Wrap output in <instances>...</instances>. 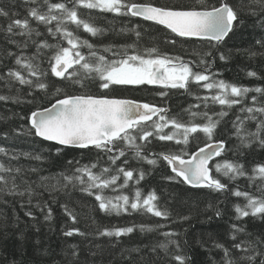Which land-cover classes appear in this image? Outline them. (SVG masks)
<instances>
[{
    "label": "snow or ice",
    "instance_id": "1",
    "mask_svg": "<svg viewBox=\"0 0 264 264\" xmlns=\"http://www.w3.org/2000/svg\"><path fill=\"white\" fill-rule=\"evenodd\" d=\"M24 2L36 6L28 8L27 16L23 19L15 18L18 13L0 7V17L9 20L7 27L0 30L5 32L7 43L17 49L15 52L10 49L3 50L5 57L14 58L15 67L0 73V81H3L9 92L17 84L26 86L27 96L32 99L22 98L20 88H16V95L0 94V102L32 103L35 99L34 93H49L50 88L54 89V102H50L49 107L32 111L28 117H21L28 120V126L25 129V126L21 125L14 131L17 135L27 134L53 142L57 156L64 148H74L95 152V160L88 164H80L79 160H68L67 164L75 163L77 167L71 174H58L63 183L61 179L45 176H40L38 181H29L21 175L22 168L13 166L11 161L18 160L21 155L37 161L43 157L39 154L33 156L28 152L16 153L0 146V156L8 159V163L0 161V198L26 196L27 200L20 203L21 208L28 206L25 216L35 220L36 216L31 209L35 208L41 212L46 209L44 219L48 221L52 218V209L48 202L41 204L40 200H36L33 204V198L42 195L37 189L48 191L51 195L71 186L72 189L79 188L82 193L94 197L96 208L105 215L140 213L169 220L172 214L166 205L160 204V197L155 189L145 195L136 187L131 197L123 194V191L118 195L106 194V190L117 192L128 189L130 182L139 185L148 174L143 168L130 167L128 154L131 152V159L143 161L153 167H159L161 161L166 162L171 174L163 179L169 182L206 189L210 193H230L232 196L242 197L245 201L243 204L233 205L236 221H242L249 216L264 220V164L254 165L252 174L249 175L243 163L215 159L222 157L226 151V142L216 139L218 128L229 112L237 106L238 114L231 122L233 135L244 148L256 145L264 149V99H261L264 97V86L237 85L218 79L220 74L211 71L215 63L213 50L219 51V47L226 43V38H230V34H235V30L244 24L242 14L259 16L256 23L264 30V0H248L247 5L243 0H216V3L212 4L207 0H192L187 5H161L154 4L151 0ZM80 9L98 10L120 17L141 18L154 26H162V43L176 46L178 43L183 45L191 42L193 47L186 49L184 54L162 52L156 43L151 47H141L140 41L144 33L139 24L119 30L121 34L135 35L136 39L130 44L93 43L90 39L82 38L78 34L79 31L82 29L84 33L95 38L103 37L112 29L96 26L90 18L80 14ZM31 20L36 21L37 27L32 26ZM40 25L45 27L55 43L39 39L44 35L39 30ZM204 42H207V46L201 47ZM255 45L264 49V35L255 40ZM30 48H34V51H27ZM245 51L250 58L264 56V51ZM185 55H191L194 59H185ZM219 59L227 61L228 57L219 52ZM247 75L261 78L255 71H248ZM50 76L59 78L63 86L56 87L55 83L49 80ZM145 85L157 86L160 90L156 95L162 100L168 97L171 89H183L189 95H195L191 91L192 85L203 88L209 94L195 95V99L200 103L184 109L189 117L187 120L178 115H169V108L166 106L112 95L118 87ZM91 86H95L101 94L95 95L88 91ZM73 89L76 91H72ZM249 93H255L250 97V101ZM210 104L220 105V111L211 110ZM0 119L4 117L0 116ZM249 123L255 125L254 129L247 127ZM201 134L206 141L204 146L195 152L187 151L190 143L199 140ZM0 136L9 138L7 132L0 133ZM150 138L173 142L172 148L159 152L149 151L148 145L152 142ZM173 148L175 150H172ZM102 160L107 166L101 164ZM29 171L35 173L38 169L30 168ZM241 177H247L261 195L241 191L239 186L229 187V183H235ZM18 178L25 185L23 189L21 183L17 182ZM52 179H56V182L49 184ZM257 180L261 183L256 184ZM0 203L7 204L8 201L0 199ZM61 207L74 224L78 222L77 214H74L67 204H62ZM209 207L214 206L210 204ZM221 215V210L216 207L215 216ZM178 218L182 221L190 219L185 215ZM16 220H19L18 216ZM93 223H96L94 218ZM164 227L166 225L135 223L111 228L98 226L95 235L115 237L119 241V238L132 234L137 229L143 233ZM230 230V239L233 241L231 248L239 255H233L232 250L224 244L214 242L213 247L222 250L223 256L220 261L213 259L212 264H264V236L238 240L240 234H252L247 233L245 227L238 223L231 224ZM159 234L164 240L151 246L150 251L156 253L159 249L176 264H189L192 258L181 254L180 243L173 238L179 233L162 231ZM63 235L86 237L91 233L79 228H70ZM18 238L23 239V233H20ZM170 246H174L175 252L170 251ZM68 248L72 250V259L68 264H73L78 260L79 246L70 244ZM125 251L128 255L124 258L131 259V253H140L141 248L135 247ZM44 254H48L47 250ZM64 255L68 256L69 253L65 251ZM140 259L143 260V257ZM10 264L18 262L13 259ZM53 264L60 262L53 261Z\"/></svg>",
    "mask_w": 264,
    "mask_h": 264
},
{
    "label": "trees",
    "instance_id": "2",
    "mask_svg": "<svg viewBox=\"0 0 264 264\" xmlns=\"http://www.w3.org/2000/svg\"><path fill=\"white\" fill-rule=\"evenodd\" d=\"M52 2H58V0H52ZM138 2H147V0H138ZM151 2L161 5H187L192 0H151ZM207 2L212 4L216 3V0H207ZM243 3L247 5L248 0H243ZM34 6L36 5L26 4L24 0H0V7H5L10 12L19 14L15 18H25L28 8ZM80 14L85 18H90L98 27L112 29L106 32L103 37L95 38L84 33L82 29L79 31L78 34L82 38L90 39L96 44H130L136 39L135 35L133 33L121 34L119 30L122 27L131 28L139 24L141 26L140 30L144 33L140 41L141 47H151L153 43H156L162 52L174 54H184L186 49L193 47L191 42L183 45L178 43L176 46L162 43L160 39L162 35L161 26H154L150 22L134 17H120L112 13H101L98 10L86 9H80ZM241 19L245 22L235 30V34H230V38H226V43L219 47V51L213 50L215 63L212 65L211 71L220 74L217 77L218 79L237 85L248 87L264 86V56L250 58L248 52L245 51V49L258 52L264 51V49H260L255 45V40L264 35V30L256 23L259 16L242 14ZM8 22L7 18L0 17V29H5ZM30 23L33 27H37L36 21L31 20ZM39 30L44 33L39 39H47L49 43L56 42L47 34L43 25L39 26ZM5 35V32L0 30V73L6 72L10 67H15L14 58H7L3 54L5 49L17 51L13 45L7 43ZM16 39L22 38L16 37ZM64 43L66 45V41ZM200 46H207V42ZM27 51H34V48H30ZM84 51L86 52L87 50L84 49ZM219 52H223L228 57L227 61L219 59ZM184 58L194 59L191 55H185ZM45 67H47V64H45ZM200 70L203 71L202 68ZM248 71L257 72L261 78L249 77L247 75ZM49 80L54 82L56 87L63 86L59 78L50 76ZM16 88H20L22 98L25 100L32 99V97L27 96L28 88L26 86L22 87L17 84L9 92L4 87L3 81H0V94L16 95ZM159 90L157 86H127L118 87L112 95L118 98L166 106L169 108V115H178L182 119L187 120L189 117L184 112V109L188 108L189 105L200 103V101L195 99V95L204 96L209 94L203 88L192 85L191 91L195 95H189L183 89H171L168 97L162 100L156 95ZM72 91H76V89ZM88 91L95 95L101 94L95 86H91ZM53 92L54 89L50 88L49 93H34L35 99L32 103L14 104L11 102H0V116L4 117V119H0V133L7 132L9 137L5 139L0 136V146H4L16 153L28 152L33 156L39 154L43 157L42 160L37 161L21 155L18 160L11 161L13 166L22 168L21 175L29 181H38L40 176L61 179L58 176L61 172L71 174L77 165L75 163L72 165L67 164L68 160H79L80 164H88L95 160V152L73 148H64L60 155L57 156L53 144L27 134L17 135L14 131L19 129L21 125H24L25 129L27 128L28 120L21 119V117L30 116V113L38 108L49 107L50 102H54ZM248 95L250 101V97L255 95V93H249ZM261 99H264V97ZM209 107L213 111H220L221 106L210 104ZM238 107L233 108L229 112V115L224 118L218 128L216 139H222L226 142V151L222 157H218L216 160L227 159L243 163L246 171L251 175L254 165L264 164V149L256 145L251 148H244L240 145L237 137L233 135L234 129L231 122L238 114ZM193 110L195 111L196 109ZM200 110H203V105H201ZM247 127L254 129L255 125L249 123ZM169 130L165 129V131ZM150 140L152 142L148 145L147 150L149 151L159 152L172 148L173 142L157 141L152 138ZM205 142L201 134L199 140H193L190 143L187 151L190 153L195 152L199 147H203ZM172 150L175 149L173 148ZM128 155L130 167L143 168L148 174H146L139 185H134L133 182H130L128 189L117 192L106 190V194L118 195L120 191H123V194L131 197L134 195L136 187L140 188L145 195L155 189L156 194L160 197V204L166 205L172 214L169 220L154 217L151 214L140 213L121 216L105 215L96 208L94 197L87 196L79 191V188L72 189L71 186L64 191L53 192L51 195L48 191L37 189L38 192H42V195L34 197L33 204L36 203V200H40L41 204L44 201L48 202L49 207L52 209V218L48 221L44 219L46 209L41 212L32 208L31 210L36 216L35 220L25 216L24 213L28 210V206L21 208L20 203L27 200L26 196L23 198L19 196H3L0 199L7 200L8 203H0V264H10L13 259L18 264H53V261H59L60 264H68L69 260L72 259L70 255L72 250L68 248L70 244L79 246L78 260L74 261L73 264H176L159 249H157L156 253L150 251L151 246L164 240V237L159 234L162 231L179 233L178 236L173 238L179 241L182 249L181 254H186L192 258L189 264H212L213 259L220 261L223 256L222 250L213 247L214 242L224 244L232 250L233 255H239L235 249L231 248L233 243L230 239L231 224L238 223L245 227L247 233L252 234L251 236L240 234L238 240L264 236V220L251 216L244 218L242 221L234 219L233 205L236 203L243 204L245 201L242 197L238 198L230 193H210L206 189H192L183 183L169 182L163 179L166 175L171 174L166 162L161 161L159 167H153L143 161L138 162L135 159H131V152ZM0 161L8 163V159L3 156H0ZM101 164L107 166L103 160ZM30 168H36L38 172H30ZM56 179L50 180L49 184H54ZM17 182L21 183L19 178ZM61 183H63L62 179ZM260 183V180L256 181V184ZM33 186L35 187V185ZM237 186H239L241 191H249L255 195H261V193L257 192L256 186L251 184L247 177H241L235 183H229L230 188ZM23 187L25 185L21 183V189ZM62 204H67L69 209L73 210L74 214H77V223L74 224L65 214L64 209L61 207ZM210 204L214 207L210 208ZM216 207L222 212L220 217L215 216ZM182 215L189 216L190 219L186 221L179 220L178 217ZM16 216L19 217L18 221ZM93 218L96 221L95 224L93 223ZM132 223L161 224L166 225V227L143 233L137 229L132 234L119 238V241L115 237L108 238L95 235L98 226L100 228L105 226L109 228L113 226L123 227L130 226ZM70 228H79L81 231L91 233V235L86 237L79 235L65 237L63 233ZM20 233H23V239L18 238ZM135 247L141 248V252L131 253V259H125L124 257L128 255L125 250ZM45 250L48 252L47 255L44 254ZM65 251L69 253L68 256L64 255ZM170 251L175 252L174 246H170ZM92 253H96V255L93 256ZM141 256L143 260L140 259Z\"/></svg>",
    "mask_w": 264,
    "mask_h": 264
},
{
    "label": "water",
    "instance_id": "3",
    "mask_svg": "<svg viewBox=\"0 0 264 264\" xmlns=\"http://www.w3.org/2000/svg\"><path fill=\"white\" fill-rule=\"evenodd\" d=\"M141 19V18H140ZM162 27V26H161ZM156 117H153V119H155ZM40 140H42L41 138H39ZM45 142H48V141H45ZM48 143H52L53 144V142H48ZM74 149V148H73ZM218 157H216L215 159H217ZM188 186V185H187ZM190 187V186H189ZM190 188H192V187H190ZM193 189H197V188H193Z\"/></svg>",
    "mask_w": 264,
    "mask_h": 264
},
{
    "label": "bare ground",
    "instance_id": "4",
    "mask_svg": "<svg viewBox=\"0 0 264 264\" xmlns=\"http://www.w3.org/2000/svg\"><path fill=\"white\" fill-rule=\"evenodd\" d=\"M135 18V17H134ZM137 19H140V18H137ZM140 20H142V19H140ZM52 144V143H51Z\"/></svg>",
    "mask_w": 264,
    "mask_h": 264
}]
</instances>
